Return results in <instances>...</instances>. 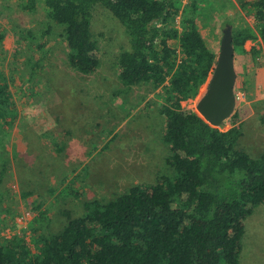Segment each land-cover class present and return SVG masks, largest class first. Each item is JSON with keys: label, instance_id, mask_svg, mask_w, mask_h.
I'll use <instances>...</instances> for the list:
<instances>
[{"label": "trees", "instance_id": "trees-1", "mask_svg": "<svg viewBox=\"0 0 264 264\" xmlns=\"http://www.w3.org/2000/svg\"><path fill=\"white\" fill-rule=\"evenodd\" d=\"M17 1L24 13L45 12L37 50L59 31L69 67L85 76L100 67L93 10L101 7L121 23L130 48L118 56L117 77L127 91L140 87L156 94V110L164 119V162L171 173L110 201L84 202V213L78 218L66 213L67 222L55 233L48 232L46 211L37 215L28 210L33 216L27 226L0 216V264H240L246 222L264 206V152L252 156L238 148L244 125L237 113L218 129L182 107L207 91L217 66L220 52L208 46L199 26L207 0ZM241 7L254 25H224L231 29L237 77L243 73L241 58L245 75L264 66V0H247ZM18 35L17 54L33 38L24 30ZM4 38L3 30L0 45ZM249 42L256 45L248 49ZM2 67L0 185L9 167L5 142L18 117ZM260 123L264 129V111ZM47 143L57 154L63 151L56 140ZM33 193L22 196L28 199ZM35 203L33 208L40 209L41 202ZM16 227L19 233L2 234Z\"/></svg>", "mask_w": 264, "mask_h": 264}, {"label": "rangeland", "instance_id": "rangeland-1", "mask_svg": "<svg viewBox=\"0 0 264 264\" xmlns=\"http://www.w3.org/2000/svg\"><path fill=\"white\" fill-rule=\"evenodd\" d=\"M244 1H206L199 26L206 43L217 53L229 28L224 26L226 21L235 26L254 25L241 7ZM46 22L42 8L33 15L22 12L17 0H0V31H5L0 66L9 78L18 115L5 142L9 167L0 185L4 195L0 216L10 223L14 217L18 224L27 226L33 216L28 210L37 215L46 211L48 232L55 233L67 222L66 213L72 218L84 213V202L110 201L171 171L164 162V119L156 110V94L140 87L127 91L118 80V56L130 48L121 23L101 7L93 10L91 30L98 42L100 67L95 74L85 76L69 67L66 43L59 31L47 36V46L37 50L35 44L41 42ZM19 30L30 32L33 38H28L30 46L17 54ZM254 45L249 42L247 48ZM241 65L242 58L238 67L243 73L235 86L234 113L244 125L238 148L258 156L264 152L260 123L264 66H256L245 75ZM205 93L183 102L182 107L196 112ZM52 139L63 149L60 154L48 145ZM30 191L34 192L31 198L24 199L23 193ZM35 201L41 202L40 209L33 208L38 204H32ZM28 213L30 218L22 220ZM20 230L10 228L2 234L10 237ZM246 232L240 264H264V206L247 220Z\"/></svg>", "mask_w": 264, "mask_h": 264}, {"label": "water", "instance_id": "water-1", "mask_svg": "<svg viewBox=\"0 0 264 264\" xmlns=\"http://www.w3.org/2000/svg\"><path fill=\"white\" fill-rule=\"evenodd\" d=\"M232 41L231 29L228 28L224 31L221 40L214 74L196 111L210 126L218 129H224L225 123L233 115L237 103L235 95L237 73Z\"/></svg>", "mask_w": 264, "mask_h": 264}, {"label": "built area", "instance_id": "built-area-1", "mask_svg": "<svg viewBox=\"0 0 264 264\" xmlns=\"http://www.w3.org/2000/svg\"><path fill=\"white\" fill-rule=\"evenodd\" d=\"M31 214H26L25 216H22V220H28L30 218Z\"/></svg>", "mask_w": 264, "mask_h": 264}]
</instances>
